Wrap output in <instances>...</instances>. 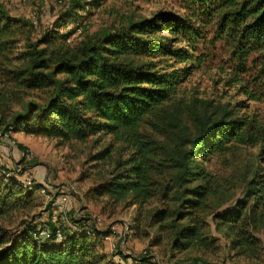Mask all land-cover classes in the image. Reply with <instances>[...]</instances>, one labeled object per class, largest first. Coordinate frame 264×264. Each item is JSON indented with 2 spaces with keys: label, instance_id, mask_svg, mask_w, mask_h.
I'll return each mask as SVG.
<instances>
[{
  "label": "trees",
  "instance_id": "16d2710c",
  "mask_svg": "<svg viewBox=\"0 0 264 264\" xmlns=\"http://www.w3.org/2000/svg\"><path fill=\"white\" fill-rule=\"evenodd\" d=\"M103 1H85L81 10L98 9ZM64 18L35 38L33 21L11 15L0 0V129L50 138L59 146L110 137L92 158L113 160L119 145L108 177L89 191L103 211L120 204L140 210L157 200L161 206L152 222L168 234L173 252L212 254L220 247L208 229L207 216L213 214L233 256L261 260L264 111L250 102L264 103V0H181L177 9L76 44L68 42L76 26L60 33ZM217 59L225 85L245 95L218 116L190 106L183 89L195 71ZM32 92L43 101L28 100L15 110ZM257 146L243 197L218 211L223 204L214 203L228 190L203 163L217 153ZM36 207L33 190L0 164V264H118L103 238L86 232L87 218H73L72 232L56 224L38 228ZM40 229L50 237L38 239ZM139 258L135 264L149 263L148 257ZM194 261L201 264L200 258Z\"/></svg>",
  "mask_w": 264,
  "mask_h": 264
},
{
  "label": "rangeland",
  "instance_id": "374dc122",
  "mask_svg": "<svg viewBox=\"0 0 264 264\" xmlns=\"http://www.w3.org/2000/svg\"><path fill=\"white\" fill-rule=\"evenodd\" d=\"M85 1L89 0H3L11 15L33 21L35 38L55 28L59 18L65 16L60 33H65L68 26H76L78 30L68 41L70 44L80 43L91 35L120 27L131 20H140L170 8L177 9L181 2L104 0L98 9L81 10ZM220 63L217 59L212 65L195 71L183 85L190 106L197 104L200 111L208 108L209 113H215L216 116L227 105L233 106L245 100V95L239 92L237 87L226 86L222 81L225 75L219 71ZM28 100L41 102L43 97L37 92H32L20 104L14 106L15 110H22L23 104ZM250 105L264 111V103L251 101ZM242 112L245 110L242 109ZM11 136L0 144V164L5 167L10 164L7 168L15 172L19 179L21 175L18 174V168L29 170L35 181L42 184L40 187H46L47 190L45 194L40 190H33L37 204L33 212L36 216L33 224L38 228H49L51 224H56L64 231L72 232L75 230L73 218L85 217V227L91 228L98 224L102 232L106 231L110 235L109 239L102 240L105 251L112 257L117 256L118 261H121V258L127 259L125 256L131 257L130 261L124 260V264H135L136 257H148L149 263L146 264H195V258H200L201 264H264V257L261 260H248L233 256L224 233L216 229L213 214L207 216L208 229L210 234L218 238L220 245L218 252L214 254L198 250L173 252L168 234L161 233L152 222L153 212L161 206L157 200L150 201L140 210L136 205L120 204L114 211H103V203L89 191L108 177L114 159L119 156V145L116 144L112 153L113 160L98 161L92 158L109 144L110 137L99 143H95L94 137L86 143L59 146L55 140L46 137L29 134L16 137L14 133H11ZM14 139L27 144L25 146L28 148L29 158L23 159V153L16 143L10 142ZM258 153L259 146L237 147L225 153H217L208 162L203 163L210 172L219 176L228 190L222 199L214 203L215 205L219 201L223 204L218 211L232 207L243 197L246 169L256 160ZM71 187H74L76 192L71 191ZM61 193L69 195L66 207L52 204V200ZM257 235L264 244V232L259 231Z\"/></svg>",
  "mask_w": 264,
  "mask_h": 264
},
{
  "label": "built area",
  "instance_id": "2783aa9c",
  "mask_svg": "<svg viewBox=\"0 0 264 264\" xmlns=\"http://www.w3.org/2000/svg\"><path fill=\"white\" fill-rule=\"evenodd\" d=\"M71 28H72V26L67 27V29H71ZM68 41H70V39ZM11 133H12L11 131L10 132H3L2 129H0V144L4 140H8L9 137H12ZM9 140H11V138ZM10 142L16 143L15 139L10 141ZM22 153H23V156H25L26 158L30 157V154L28 152L27 153L22 152ZM17 171L21 175L20 182L25 188H27L28 190H35V189L40 190V192H42L44 194L47 192L46 187L36 188L37 182L35 181L34 177L32 176V174L30 173L29 170H26L23 168H18ZM7 175L9 176L10 174H7ZM70 190L73 192H76L74 187H71ZM68 203H69V195L65 194V193L58 194L57 197L52 200V204L55 206L58 205V206L66 207ZM86 232L90 233V234L98 235V236L102 237L103 239H109L110 238L109 234L108 235H103V234L101 235L102 230L99 228L98 224H96L95 226H93L91 228H88ZM37 237H38V239L49 238L50 237V231L47 229H40L39 233L37 234ZM56 238L58 240L62 239L61 230H57ZM138 258L139 257H136V259H138ZM139 260H140V258H139Z\"/></svg>",
  "mask_w": 264,
  "mask_h": 264
},
{
  "label": "crops",
  "instance_id": "0c3cea01",
  "mask_svg": "<svg viewBox=\"0 0 264 264\" xmlns=\"http://www.w3.org/2000/svg\"><path fill=\"white\" fill-rule=\"evenodd\" d=\"M12 133H14V135L16 136V137H18V135H20V134H25V133H23V132H12ZM20 143H23V142H20ZM24 145H27V144H25V143H23ZM22 153V152H21ZM7 161H10V160H8L7 159ZM10 165V164H9ZM9 165L7 166L8 168H9ZM20 180V179H19ZM107 252V251H106ZM108 254H109V252H107ZM111 256V255H110ZM112 257V256H111ZM116 257L117 256H113L112 258H113V260L116 262V263H118V264H124V260H129L130 261V257L128 258V259H122L121 258V261H118V260H116Z\"/></svg>",
  "mask_w": 264,
  "mask_h": 264
}]
</instances>
